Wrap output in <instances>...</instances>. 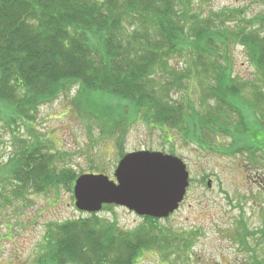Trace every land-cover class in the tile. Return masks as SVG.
<instances>
[{
    "label": "trees",
    "instance_id": "trees-1",
    "mask_svg": "<svg viewBox=\"0 0 264 264\" xmlns=\"http://www.w3.org/2000/svg\"><path fill=\"white\" fill-rule=\"evenodd\" d=\"M192 3L0 0V118L13 133L24 125L30 137L13 136L20 147L3 166L9 186L5 203L27 201L30 194L57 197L62 188L72 193L76 178L86 175L60 166L66 156L48 150L29 129L39 108L72 90L74 107L118 146L140 120L174 128L203 148L210 136L229 137L224 154L262 150L257 132L264 119L251 113H264V14L248 20L241 11L226 9L203 19L192 13ZM235 46L245 50L256 81L235 84L228 58ZM175 56L188 59L182 71L170 63ZM194 85L199 111L185 92ZM108 208L113 206L102 210ZM80 213L87 217L47 224L35 264H136L152 250L191 248V239L173 235L156 219L144 217L125 230L98 214ZM257 234L264 237V227L244 228L245 236ZM244 238L241 245L252 253ZM255 258L253 264H264Z\"/></svg>",
    "mask_w": 264,
    "mask_h": 264
},
{
    "label": "rangeland",
    "instance_id": "rangeland-1",
    "mask_svg": "<svg viewBox=\"0 0 264 264\" xmlns=\"http://www.w3.org/2000/svg\"><path fill=\"white\" fill-rule=\"evenodd\" d=\"M177 8H181L180 3ZM226 9H237L252 20L264 14V0H193L192 3V13L203 19ZM228 55L236 85L258 79L243 48L231 47ZM187 62L186 56H175L170 63L182 71ZM185 92L189 95L190 104L197 109L195 111H199L198 86H188ZM244 92L246 96L249 89H244ZM171 95L175 100H181L180 94ZM74 96L75 91L72 90L42 106L37 112L36 122L29 126L30 133H34L48 150L66 156L60 160V166L70 167L77 174L89 175L93 171L115 181L113 174L121 154L148 151L181 159L189 173L190 184L183 202L177 211L159 220L157 225L173 235L182 234L191 239V248L187 252L181 245L170 246L165 253L152 250L136 264H253L255 257L264 263L263 235H244V228L254 232L264 227V160L261 157L246 156L247 153H221L224 148H229L231 140L219 133L210 136L203 148L191 140H183L174 128L147 125L140 120L129 127L122 145L118 146L111 134L102 135L95 121L74 107ZM1 111L0 107V116ZM251 114L260 116L256 118L263 123L264 113ZM1 118L0 264H35L48 223L85 218L87 215L75 208L73 192L64 188L57 197L52 193L30 194L27 201L11 199L5 203L9 186L3 180L7 177L6 172H2L3 166L20 147L14 137H30L24 125H19L18 131L13 133ZM98 216L115 221L125 230H133L142 223V218L119 207L101 210ZM241 237H245L253 254L241 245ZM165 254H168L166 258Z\"/></svg>",
    "mask_w": 264,
    "mask_h": 264
},
{
    "label": "water",
    "instance_id": "water-1",
    "mask_svg": "<svg viewBox=\"0 0 264 264\" xmlns=\"http://www.w3.org/2000/svg\"><path fill=\"white\" fill-rule=\"evenodd\" d=\"M113 176L115 182L104 175L79 176L73 186L76 209L95 214L112 205L139 217L166 219L178 209L189 186L184 163L159 152L125 155Z\"/></svg>",
    "mask_w": 264,
    "mask_h": 264
},
{
    "label": "flooded vegetation",
    "instance_id": "flooded-vegetation-1",
    "mask_svg": "<svg viewBox=\"0 0 264 264\" xmlns=\"http://www.w3.org/2000/svg\"><path fill=\"white\" fill-rule=\"evenodd\" d=\"M257 138L260 139V141L264 144V128H262L259 132H257ZM262 150L259 152H252L250 154H247L246 156H259L264 160V145L261 147ZM245 156V155H244Z\"/></svg>",
    "mask_w": 264,
    "mask_h": 264
}]
</instances>
